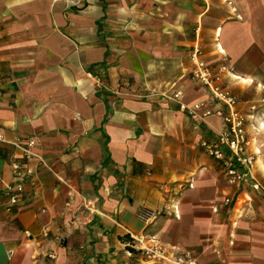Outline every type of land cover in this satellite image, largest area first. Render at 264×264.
<instances>
[{"label":"crops","instance_id":"crops-1","mask_svg":"<svg viewBox=\"0 0 264 264\" xmlns=\"http://www.w3.org/2000/svg\"><path fill=\"white\" fill-rule=\"evenodd\" d=\"M196 47L259 104L264 185V0H0V264H146L157 243L264 264V195L207 151L225 124L206 114L220 105L192 75ZM15 163L28 179L11 206Z\"/></svg>","mask_w":264,"mask_h":264},{"label":"built area","instance_id":"built-area-1","mask_svg":"<svg viewBox=\"0 0 264 264\" xmlns=\"http://www.w3.org/2000/svg\"><path fill=\"white\" fill-rule=\"evenodd\" d=\"M192 58L193 77L211 93L214 105H220L218 109H208L206 114L217 113L225 124L223 130L208 145L209 155L220 164L231 184L238 186L248 182L253 189L264 195V185L254 175L257 157L248 148L250 135L247 131L249 116L257 111L259 104L257 102L248 103L247 100L240 99L238 94L224 83L223 73L232 71L226 64H209L201 57L200 47L195 48ZM1 96L2 87L0 86V98ZM179 98V92H176L172 97L177 101ZM262 101L264 102V97ZM247 103V108L244 109L243 104ZM181 106L184 107L183 104ZM195 108L191 110L194 111ZM2 142H5V138L0 133V143ZM15 144L17 148L21 149L24 158L30 159L33 156L32 147L35 144L33 139L19 138ZM13 174L15 182L6 190L8 203L11 206L18 204L20 196L25 190L24 182L28 179L27 173L20 163L14 164ZM239 201L238 197H226L224 202L226 206H234ZM173 208L174 214L178 216V206L174 205ZM146 214H141V217L145 218ZM140 250L145 254L146 264H201L188 252L181 255L169 253L166 247L160 243L142 247Z\"/></svg>","mask_w":264,"mask_h":264}]
</instances>
